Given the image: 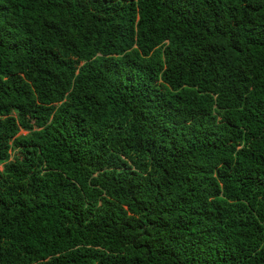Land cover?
<instances>
[{
  "label": "trees",
  "instance_id": "1",
  "mask_svg": "<svg viewBox=\"0 0 264 264\" xmlns=\"http://www.w3.org/2000/svg\"><path fill=\"white\" fill-rule=\"evenodd\" d=\"M0 167V264H264V0H0Z\"/></svg>",
  "mask_w": 264,
  "mask_h": 264
},
{
  "label": "rangeland",
  "instance_id": "2",
  "mask_svg": "<svg viewBox=\"0 0 264 264\" xmlns=\"http://www.w3.org/2000/svg\"><path fill=\"white\" fill-rule=\"evenodd\" d=\"M20 134L24 135V134H25V132L21 131V132H20ZM0 170H1V167H0Z\"/></svg>",
  "mask_w": 264,
  "mask_h": 264
}]
</instances>
